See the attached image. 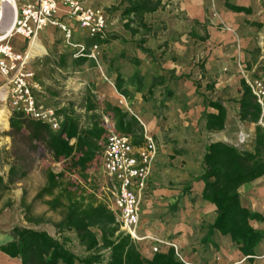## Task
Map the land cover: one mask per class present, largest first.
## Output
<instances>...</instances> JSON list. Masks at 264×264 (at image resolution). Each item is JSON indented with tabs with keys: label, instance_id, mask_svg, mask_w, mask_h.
<instances>
[{
	"label": "trees",
	"instance_id": "trees-1",
	"mask_svg": "<svg viewBox=\"0 0 264 264\" xmlns=\"http://www.w3.org/2000/svg\"><path fill=\"white\" fill-rule=\"evenodd\" d=\"M119 8H122L120 17L124 21L123 29L129 32L131 37L138 33L137 29L131 27L135 22L144 30L143 37L133 45L135 51L151 61L154 60L153 50L144 47L146 38L152 35V29L144 23V17L162 10L161 1L121 0L118 6L111 10L116 11ZM226 8L234 13H251L249 9L230 5H226ZM248 25L256 29L262 28V25L256 23ZM117 40H120L117 35H109L106 32L104 39L84 34L81 43L88 48L92 44L107 46ZM206 40L207 37L201 42ZM163 52L159 58L163 56ZM125 56L122 54L117 58L126 60ZM68 57L74 68H79L88 61L86 58L73 59L72 53ZM68 57L65 55L58 58L60 68L66 67ZM115 61L116 59H111L108 66L114 74L113 86L116 93L129 103L134 100L136 94L141 96L143 102H148L153 98L156 89L165 86L166 80L188 81L186 76L175 77L174 71H166V76L156 75L149 81L138 70L130 76H124L118 67L114 68ZM130 63L136 69L142 64L137 57L131 59ZM193 85L204 108V131L209 134L222 132L228 118L227 110L221 101L209 100L200 95L199 83ZM239 87L240 96L236 101L237 113L234 118L239 123L254 126L253 141L245 151H239L221 142L206 145L201 161L202 172L194 181L203 185L201 201L215 208L214 222L207 227V234L201 244H210V239L215 233L228 237L232 248L245 259L242 264H254L256 249L264 241V231L252 228L250 223H262L264 218L251 213L240 204L238 190L264 177V133L256 126L259 110L243 80ZM213 88V84H207L204 92H211ZM164 93L168 97L171 95L165 89ZM91 98L87 97L84 101V121L72 108L56 111L62 121L55 132L40 121L26 118L23 113L13 112L9 115V137L24 139L34 149L42 148L49 155L51 162L62 168L57 174L47 172L46 186L37 196V199L52 198L48 202L50 210L63 209L62 219L55 226L58 237L62 239H55L45 231L14 228L11 231V240L0 246V253L10 259L19 260L20 264H183L176 259L171 248L161 247L151 258L143 256L139 251V244L133 243L128 236L120 232L108 205L98 199L94 192L86 195L87 190H83L90 184L89 172L99 166L103 145L111 128L113 132L129 137L135 147L141 146L144 134L142 126L134 116L116 105L105 104L100 107L92 102ZM105 119L108 123L104 122ZM13 172L11 169L9 175L12 176ZM65 175L76 176L78 179L71 186L64 185L62 179ZM0 189H7L1 178ZM62 199L64 203L61 202ZM66 234L75 237L78 246L85 253L84 257H78L69 250ZM212 245L216 248L215 244Z\"/></svg>",
	"mask_w": 264,
	"mask_h": 264
},
{
	"label": "rangeland",
	"instance_id": "rangeland-1",
	"mask_svg": "<svg viewBox=\"0 0 264 264\" xmlns=\"http://www.w3.org/2000/svg\"><path fill=\"white\" fill-rule=\"evenodd\" d=\"M119 1L85 0L91 8L102 10L105 14L108 34L117 35L120 38V40L113 41L104 47L107 50L103 51L101 61L103 60L104 64L107 65L111 59H116L113 64L114 68L118 67L122 75L130 76L138 70L147 81L156 75L164 76L166 70H162V64L171 63L176 67L174 73L177 71L178 76L174 74L175 77H180L181 74V76H186L188 81L183 79L178 81L166 80L165 86L156 89L153 98L148 102H143L137 95V99L129 103L116 93L113 86L114 74L112 70L110 71L107 67L101 70L97 65L91 68L87 64L79 68L72 67L71 59L68 57L70 49L64 43L62 34L54 31L46 40L44 33L47 30H45L39 36V41L45 48V52L39 55V59L32 62L30 67L34 75H37V83L44 88L43 95L38 96L37 100L43 107L56 109V111L72 108L82 118V121H84V101L87 97H92V102L100 107L105 104L116 105L129 115L141 108L140 111L145 116H136V119L142 126L144 134H150L155 143L165 151L164 164L158 170L156 169L157 174L159 173V181H157L160 185L159 189L176 191L179 190L180 186L187 184L183 180L184 177L188 180L201 174L204 148L214 141L212 135L204 131L203 107L193 85V83H201L200 80L196 81V78L202 77L203 74L206 49H202L201 40L206 37L205 27H213L219 32H227L228 29L212 16L210 21L205 20L206 24L196 25L181 18L180 14H176L173 6L164 7L157 13L144 17V23L152 29V35L146 38L144 46L152 49L155 54L154 60L151 61L135 51L133 46L135 41L143 37L144 30L135 22L131 27L137 29L138 33L131 37L130 33L123 29L124 21L120 17L122 8L116 11L111 10L118 6ZM214 5V1L213 3L209 1L207 13L214 12L216 14ZM78 29V27L75 28L74 43H80L84 35ZM252 41L254 46H250L245 52L246 60L240 62V66H245L249 71L253 68L259 71L264 68V31L263 33L262 31L254 33ZM24 45L22 46L24 47ZM162 52L163 56L159 58ZM122 54L126 55V60L117 58ZM65 55L68 57L66 67L60 68L58 58ZM137 56L142 59V64L138 69L130 63L131 59ZM192 67L197 72V76L190 71ZM237 74L241 79L239 71ZM200 85V95L212 100L213 90L206 93L204 92V84L201 83ZM237 87L240 89L239 86ZM227 88L231 98L224 103L234 109L239 96H236V91L230 84L227 85ZM164 89L170 92L169 97L164 93ZM232 96L234 97L232 98ZM221 102L223 103V101ZM4 105L9 109L8 102L0 101V110ZM231 113L227 130L229 134H232L230 144L233 145L239 131L249 132L254 130V127L237 122L234 118L236 113L233 110ZM5 115L8 125L7 116L9 115L6 112ZM146 118L147 120H145ZM149 124H152V129H148ZM5 132L6 128L0 126V136ZM5 135L8 137L6 146L0 144V177L3 178L7 187L6 190L0 189V240H11L10 235L14 228L45 231L55 239H62L58 237L55 226L62 219L63 209L50 210L48 202L52 198L37 199L40 191L46 186L47 172L51 171L57 174L61 171V166L53 164L49 155L42 148L34 149L24 139L18 137L11 139L8 133ZM11 169L14 171L12 176L9 175ZM76 179H78L76 176L65 175L62 183L71 186L76 182ZM90 179H92L90 184L83 190H87L86 195L94 192L99 199L101 192L98 190L103 185V178L98 172L93 171ZM191 183L188 184L189 189ZM57 194L58 190L55 191L54 196L56 197ZM88 197L90 196H86V198ZM61 202L64 203V200L62 199ZM179 207L180 205L176 204L174 211H172L167 200L149 206L150 223H153L154 227L147 230H152L155 236L148 237V239L175 245L183 260L188 264H203V261L204 264H208L207 259H202L201 262H189L184 259V251L179 250L175 243L161 240L169 232H173L171 235L169 234V238L174 237L176 227L172 229L170 223L176 219V214L180 210ZM144 210H146L145 207ZM65 237L69 239L67 245L69 250L78 257H84L85 253L78 246L75 237L71 234H66ZM151 241L139 243L140 253L148 258L152 256L151 248L154 245ZM194 252L196 251L191 250L190 252L189 250L188 255L190 256ZM213 254L215 253L213 252ZM213 257L214 261L219 263V258L216 255Z\"/></svg>",
	"mask_w": 264,
	"mask_h": 264
},
{
	"label": "built area",
	"instance_id": "built-area-1",
	"mask_svg": "<svg viewBox=\"0 0 264 264\" xmlns=\"http://www.w3.org/2000/svg\"><path fill=\"white\" fill-rule=\"evenodd\" d=\"M209 1L213 3L214 0ZM212 17L217 18V15L213 13ZM76 27L83 34L104 39L107 17L102 10L86 6L85 0H7L5 3L0 0V77L3 79L0 101L8 102L10 114L20 112L28 119L48 125L54 132L59 129L62 119L56 114V110L43 107L37 100L44 92L34 81V74L27 70L32 57L27 51L16 52L10 42L19 37L31 44L45 30L58 31L73 59L86 58L97 63L99 46L92 44L87 48L81 42L74 43ZM239 74L259 110L256 126L264 133V68L249 71L242 66ZM3 88L7 90L5 98H2ZM104 122L107 123V120ZM252 141L253 133L241 130L235 137L233 147L245 151ZM156 156L157 146L150 134H143L141 146L135 147L129 137L110 130L103 145L99 166L89 172L88 182L92 180L90 176L93 171L103 178V185L98 190L101 192L99 199L114 214L120 232L135 244L151 241L148 237H140L137 229L140 204L147 190ZM151 242L154 243L152 255L158 253L161 247L171 248L178 261L188 264L175 245Z\"/></svg>",
	"mask_w": 264,
	"mask_h": 264
},
{
	"label": "crops",
	"instance_id": "crops-1",
	"mask_svg": "<svg viewBox=\"0 0 264 264\" xmlns=\"http://www.w3.org/2000/svg\"><path fill=\"white\" fill-rule=\"evenodd\" d=\"M160 1L163 8H169L170 6H173V8H175L176 14H180L181 18L188 20L190 23H198L199 25H204L206 24L205 20L207 19L210 21V17L214 13H207L206 11L208 8L207 5L209 3V0H204L203 2H199L197 0ZM214 2L217 22L223 24L228 30L227 32H219L213 27H205L207 40L205 42H202V49H206L205 60L203 62V74L202 77H197L196 81L200 80L201 83L204 84L203 87H205V85L207 84H213V94L211 95L212 100L223 101V107L227 110L228 113V118L224 130L219 133L210 134L214 138V141L210 142L209 144L221 142L233 147V145L230 144V138L232 137V134H229L227 130V123L231 118V111L233 110L235 113H237V108L233 109L227 106L226 103H224L231 98L228 92L227 85L230 84L236 91V96H240V89L237 86H239L241 79L237 73L240 67H242L240 66V62L246 60L245 52L248 51L250 46H254V43L252 41L254 33L258 31H262L263 33L264 31V0H214ZM85 5L90 7L86 2ZM226 5L249 9L251 13L249 15H246L244 13H234L228 10L226 8ZM62 20L65 21V18H62ZM249 23L260 24L262 25V28L256 29L249 26ZM7 26L8 25L6 24L5 27ZM45 32L46 33H44V37L47 40L48 36L50 37L53 34V30H47ZM39 36L37 37V40L41 44V42L39 41ZM10 43L13 49L18 53H20V51L28 52V48L30 46V43L28 44L27 41L19 37L12 39ZM23 44H25L24 47L22 46ZM104 47L105 46H99V57L97 63L88 60L83 65L87 64L91 68H94L97 65L101 70L103 68L105 69V67L108 68V66L110 65V61L107 63V65L104 64L103 60L101 61V55H103V51L107 50L104 49ZM31 57L32 59L27 66V70L30 72H32L30 68L32 62L39 59V55H34ZM137 58L139 60H142L140 56H137ZM162 70L174 71L176 70V67L171 63H167L165 65L162 64ZM190 71H192V73L197 76V72L193 69V67L190 69ZM175 74L177 75V71L175 72ZM36 76L37 75H34V81L37 83L38 79ZM112 80L114 81V77ZM2 85L3 79L0 77V88L2 87ZM6 93L7 90L3 88L2 98H5V96L7 95ZM137 95L141 98L139 94H136L134 96V100L137 99ZM233 97L234 96H232V98ZM2 107V109L8 115H10V108L8 109L6 105ZM140 109L141 108L135 110L132 116H134L135 118L136 116L144 117L145 115L141 113ZM203 111L204 108H202V112ZM7 118H9V116H7ZM145 120H147V118ZM147 127L148 129L153 128L152 124H149V126ZM7 128L8 127H6L5 133L8 132ZM251 131L253 130H250V132ZM5 133L0 136V144H3L4 146H6L8 141V137L5 135ZM156 146L157 156L152 167L147 190L145 191L140 204L139 226L137 229L138 235L140 237L155 236L152 230H147L154 227L153 223H150L149 206L155 203L159 204L167 200V202L170 203V209L172 211H174L176 204L180 205V210L176 214V219L171 221L172 223H170L172 229L176 227L174 237L169 238V236L173 233L169 232L167 236H163L161 238L162 241L175 243L179 247V250L184 251V259H187L191 263L201 262L202 259H207L208 264H242L245 259L235 249L232 248L228 237H221L219 234L215 233L210 239V244H207L205 246L201 244L202 239L207 234V227L212 225L214 222L215 208L214 206L201 201L200 194L203 185L200 182L194 181V179L198 176L191 177L188 180L185 177H182L187 184L184 186H180L179 190L168 191L164 190L163 188L159 189L160 185L157 182L159 181V173L157 174L156 169L158 170V168H160V166L164 164L165 151H163V148H161V146H158L157 144ZM1 179L3 180V178ZM189 182H192L190 184V189L188 187ZM238 194L240 196V204L244 208L248 209L251 213L258 214L262 218H264V177L250 184L242 186L238 190ZM144 207L146 208V210H144ZM250 226L256 230L264 231V222H251ZM201 227L204 229H202ZM9 241L10 240L7 239L2 241L0 240V246L6 244ZM212 244H215L216 248ZM189 250L190 252L191 250H195L196 252L191 253L192 255L189 256ZM212 251L215 254H213ZM213 255H216L219 258V263H216L214 261ZM0 264H20V262L17 259H10L0 253ZM254 264H264V241H262L256 249Z\"/></svg>",
	"mask_w": 264,
	"mask_h": 264
},
{
	"label": "bare ground",
	"instance_id": "bare-ground-1",
	"mask_svg": "<svg viewBox=\"0 0 264 264\" xmlns=\"http://www.w3.org/2000/svg\"><path fill=\"white\" fill-rule=\"evenodd\" d=\"M2 1L5 3L7 0ZM37 41V39L33 40L28 48V54L30 56L41 55L45 52V48ZM0 126L5 128L8 126L6 123L5 111L3 109L0 110Z\"/></svg>",
	"mask_w": 264,
	"mask_h": 264
}]
</instances>
